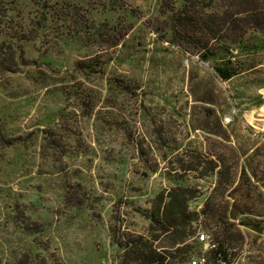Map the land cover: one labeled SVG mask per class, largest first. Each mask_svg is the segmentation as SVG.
<instances>
[{
	"label": "rangeland",
	"instance_id": "obj_1",
	"mask_svg": "<svg viewBox=\"0 0 264 264\" xmlns=\"http://www.w3.org/2000/svg\"><path fill=\"white\" fill-rule=\"evenodd\" d=\"M184 1L0 0V264H123L117 243L147 237L164 172L214 148L215 115L236 156L263 141L264 34L209 41L204 62L174 34ZM204 1L205 16L237 9ZM224 60L228 81L212 69ZM241 230L234 264H264V235Z\"/></svg>",
	"mask_w": 264,
	"mask_h": 264
},
{
	"label": "trees",
	"instance_id": "obj_2",
	"mask_svg": "<svg viewBox=\"0 0 264 264\" xmlns=\"http://www.w3.org/2000/svg\"><path fill=\"white\" fill-rule=\"evenodd\" d=\"M190 2L184 1L175 13L174 34L179 26L182 31L178 35L187 45L200 48L204 62L218 53L224 42L239 43L248 32L264 34V0H235L236 10L208 16L202 10L211 1ZM209 41L221 44L208 50ZM5 52L1 44L0 55ZM212 69L221 81L237 74L227 60ZM214 119L215 130L208 132L215 138L214 148L209 153L181 159L173 172H164L168 186L151 200L147 237H127L117 243L123 251V264H187L199 256L205 258V264H234L244 241L241 227L264 235V213L254 211L250 203L254 195L261 196L264 188V178L259 177L264 164V141L246 136L245 149L239 148V156L244 157L240 165L237 151L226 145L229 139L220 119L216 115ZM249 150L252 151L248 153ZM208 179L213 181L205 192L193 181ZM199 198L202 201L197 205ZM202 232L209 237L205 250V242L200 240Z\"/></svg>",
	"mask_w": 264,
	"mask_h": 264
},
{
	"label": "crops",
	"instance_id": "obj_3",
	"mask_svg": "<svg viewBox=\"0 0 264 264\" xmlns=\"http://www.w3.org/2000/svg\"><path fill=\"white\" fill-rule=\"evenodd\" d=\"M264 105L259 108V110L256 111V113L251 114V120L252 123H254L256 126L262 127L264 119Z\"/></svg>",
	"mask_w": 264,
	"mask_h": 264
},
{
	"label": "built area",
	"instance_id": "obj_4",
	"mask_svg": "<svg viewBox=\"0 0 264 264\" xmlns=\"http://www.w3.org/2000/svg\"><path fill=\"white\" fill-rule=\"evenodd\" d=\"M262 140L264 141V136L262 137ZM204 239H207V236L201 235L200 240ZM187 264H205V258L203 256L192 258Z\"/></svg>",
	"mask_w": 264,
	"mask_h": 264
}]
</instances>
